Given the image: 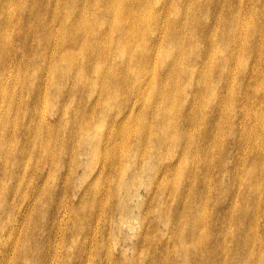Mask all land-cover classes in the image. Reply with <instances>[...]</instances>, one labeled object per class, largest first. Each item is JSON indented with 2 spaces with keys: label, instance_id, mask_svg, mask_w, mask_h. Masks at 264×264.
<instances>
[{
  "label": "rangeland",
  "instance_id": "1",
  "mask_svg": "<svg viewBox=\"0 0 264 264\" xmlns=\"http://www.w3.org/2000/svg\"><path fill=\"white\" fill-rule=\"evenodd\" d=\"M0 264H264V0H0Z\"/></svg>",
  "mask_w": 264,
  "mask_h": 264
}]
</instances>
